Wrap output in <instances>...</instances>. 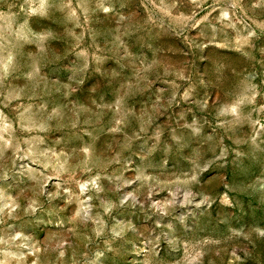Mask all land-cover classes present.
I'll list each match as a JSON object with an SVG mask.
<instances>
[{"label": "rangeland", "instance_id": "rangeland-1", "mask_svg": "<svg viewBox=\"0 0 264 264\" xmlns=\"http://www.w3.org/2000/svg\"><path fill=\"white\" fill-rule=\"evenodd\" d=\"M0 264H264V0H0Z\"/></svg>", "mask_w": 264, "mask_h": 264}]
</instances>
